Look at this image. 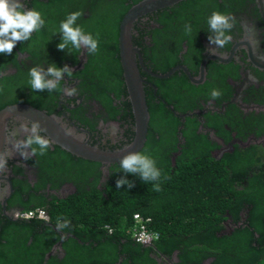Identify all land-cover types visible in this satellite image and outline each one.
I'll use <instances>...</instances> for the list:
<instances>
[{"label":"flooded vegetation","instance_id":"af4514ba","mask_svg":"<svg viewBox=\"0 0 264 264\" xmlns=\"http://www.w3.org/2000/svg\"><path fill=\"white\" fill-rule=\"evenodd\" d=\"M138 1L23 0V10L40 12L45 25L29 41L18 42L11 55L0 54V109L18 103L42 111L47 119L41 124L59 126L65 143L72 139L76 146L126 148L136 135V119L119 35L124 13ZM77 11L83 15L76 24L99 41L95 54L71 45V54L57 48L60 23ZM213 12L233 17V28L226 33L231 42L211 54L208 49L215 46L208 37L214 33L207 21ZM130 34L148 112L145 139L136 152L171 166L185 151L206 152L213 161L224 162L236 192L217 235L237 236L227 244L229 258H235V249L244 250L237 247L244 239L263 247L257 258L263 257L264 220L251 223L250 208L264 198V0H176L135 18ZM50 64H67L73 73L65 75L59 91H33L29 69ZM65 88L75 94L66 95ZM213 89L221 93L216 99ZM33 123L23 115L5 122L0 258H66L76 245L89 248L110 240L112 264H122L124 258H135V264H216L214 255L190 258L182 246L168 242L141 243L133 235L114 240L107 224L108 230L96 233L59 228L62 222L51 218L57 199L94 190L104 197L108 182L126 173L121 159L101 160L71 150L40 123L39 134L50 140L49 149L32 155L30 149L17 148Z\"/></svg>","mask_w":264,"mask_h":264},{"label":"trees","instance_id":"16d2710c","mask_svg":"<svg viewBox=\"0 0 264 264\" xmlns=\"http://www.w3.org/2000/svg\"><path fill=\"white\" fill-rule=\"evenodd\" d=\"M212 159L206 152L185 151L173 166L166 162L165 165L155 163L161 172L159 181L145 183L128 173L124 178L134 182L135 187L117 188L118 179H114L106 185L104 197L94 190L57 199L51 207V218L62 224L68 221V227L75 230L93 233L99 228L108 230L104 226L107 224L113 229L109 236L115 240L121 235L131 238L136 227L133 214L138 213L146 227L156 232L155 243L182 246L190 258L198 254L199 258L214 255L216 264H252L254 260L264 264V256L257 258L263 247L245 243L244 239L237 246L244 250L235 249V258H229L227 244L230 245L237 236L217 235L223 213L231 207L236 191L229 180V168L224 162ZM261 173L264 176V171ZM156 183H159L160 191L153 190ZM235 200L239 199L235 197ZM250 213L251 223L263 224L264 198L263 202L251 205ZM261 232L263 237L264 227ZM97 242L93 247L87 245L89 248L84 244L76 245L66 258H0V264H112L107 251L112 246L110 240ZM134 259L124 258L122 264H129Z\"/></svg>","mask_w":264,"mask_h":264},{"label":"clouds","instance_id":"9594fccd","mask_svg":"<svg viewBox=\"0 0 264 264\" xmlns=\"http://www.w3.org/2000/svg\"><path fill=\"white\" fill-rule=\"evenodd\" d=\"M83 15L77 11L70 13L64 21L60 23L59 33L62 34L61 42L57 45L58 50L69 49V45L76 50L86 49L87 53L95 54L99 51V41L90 33H85L84 30L76 24L77 20ZM208 26L210 32L214 35H209L210 44L215 47L208 49L211 54L215 53L216 48H223L232 40L229 33L233 28V17L213 12L208 18ZM45 25L40 12L32 10H23L21 0H0V54L11 55L17 43L29 41L34 32L39 31ZM185 31L190 32L191 26L185 25ZM69 54L71 51L68 50ZM72 69L65 64L63 67H57L55 64H50L46 69L43 67H32L29 69V84L33 91H59L60 82L65 75L71 76ZM66 95H74L75 89H64ZM221 93L213 89L211 96L213 99L218 98ZM41 127L39 122H34L30 129V135L26 140L18 142L16 147L19 149H30L31 154L35 155L37 150L43 155L51 146L48 138L41 136L39 133ZM36 145L37 147H33ZM26 155V153H21ZM121 170L124 173H131L138 176L142 182L159 181L161 177L160 170L156 167L155 161L147 155L140 152H130L125 155L119 162ZM6 166V161H0V170ZM127 186L128 189L135 187L134 182L121 177L116 181V187L121 188ZM153 190L160 191L159 183L153 185ZM68 221L63 224H58L59 228L67 227Z\"/></svg>","mask_w":264,"mask_h":264},{"label":"water","instance_id":"95a60500","mask_svg":"<svg viewBox=\"0 0 264 264\" xmlns=\"http://www.w3.org/2000/svg\"><path fill=\"white\" fill-rule=\"evenodd\" d=\"M174 1L176 0H139L124 13L120 23L119 46L121 62L126 75L129 94L134 105L136 119V135L134 140L126 148L115 151H107L79 144L78 142V146H76V143L72 139L69 143H65L62 129H60L59 126L47 123L41 124L42 119H47L42 111L30 105L16 103L6 105L0 109V154L2 152V145L4 141L5 122L11 115H23L34 122L38 121L47 132L52 134L56 141L71 150L93 158L101 160H119L130 152H136L142 146L145 139L148 112L141 86V80L137 74V68L133 61V51L135 48L131 42V25L135 18L141 14L170 4ZM21 2H23V0H21Z\"/></svg>","mask_w":264,"mask_h":264},{"label":"built area","instance_id":"2783aa9c","mask_svg":"<svg viewBox=\"0 0 264 264\" xmlns=\"http://www.w3.org/2000/svg\"><path fill=\"white\" fill-rule=\"evenodd\" d=\"M133 219L136 224V227L132 234L133 237L141 243L152 242L157 236L156 232L146 227L144 220L138 213L133 214Z\"/></svg>","mask_w":264,"mask_h":264}]
</instances>
